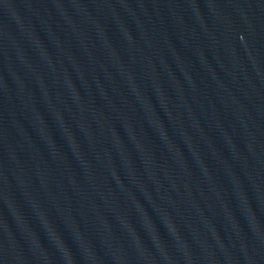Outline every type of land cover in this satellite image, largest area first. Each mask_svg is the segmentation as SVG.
<instances>
[{
  "label": "water",
  "instance_id": "1",
  "mask_svg": "<svg viewBox=\"0 0 264 264\" xmlns=\"http://www.w3.org/2000/svg\"><path fill=\"white\" fill-rule=\"evenodd\" d=\"M0 264H264V0H0Z\"/></svg>",
  "mask_w": 264,
  "mask_h": 264
}]
</instances>
